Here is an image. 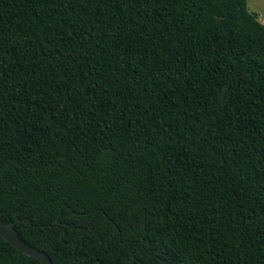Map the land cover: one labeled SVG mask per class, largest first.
Listing matches in <instances>:
<instances>
[{
  "label": "trees",
  "instance_id": "16d2710c",
  "mask_svg": "<svg viewBox=\"0 0 264 264\" xmlns=\"http://www.w3.org/2000/svg\"><path fill=\"white\" fill-rule=\"evenodd\" d=\"M0 219L53 264H264L246 0H0Z\"/></svg>",
  "mask_w": 264,
  "mask_h": 264
},
{
  "label": "water",
  "instance_id": "95a60500",
  "mask_svg": "<svg viewBox=\"0 0 264 264\" xmlns=\"http://www.w3.org/2000/svg\"><path fill=\"white\" fill-rule=\"evenodd\" d=\"M0 236L23 254L38 259L42 264H53L51 259L45 252L27 244L18 236L11 224H4L1 219Z\"/></svg>",
  "mask_w": 264,
  "mask_h": 264
},
{
  "label": "rangeland",
  "instance_id": "374dc122",
  "mask_svg": "<svg viewBox=\"0 0 264 264\" xmlns=\"http://www.w3.org/2000/svg\"><path fill=\"white\" fill-rule=\"evenodd\" d=\"M247 9L250 13L260 15L264 13V0H246Z\"/></svg>",
  "mask_w": 264,
  "mask_h": 264
},
{
  "label": "crops",
  "instance_id": "0c3cea01",
  "mask_svg": "<svg viewBox=\"0 0 264 264\" xmlns=\"http://www.w3.org/2000/svg\"><path fill=\"white\" fill-rule=\"evenodd\" d=\"M258 17V20L262 23H264V13L263 14H260V15H257Z\"/></svg>",
  "mask_w": 264,
  "mask_h": 264
}]
</instances>
